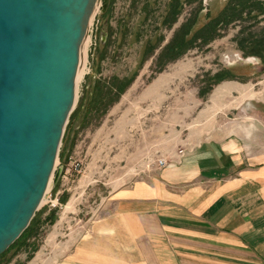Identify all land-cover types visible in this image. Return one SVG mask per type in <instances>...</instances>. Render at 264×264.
I'll return each instance as SVG.
<instances>
[{
    "label": "rangeland",
    "instance_id": "obj_1",
    "mask_svg": "<svg viewBox=\"0 0 264 264\" xmlns=\"http://www.w3.org/2000/svg\"><path fill=\"white\" fill-rule=\"evenodd\" d=\"M178 1L173 10L175 0H113L105 18L98 7L50 189L0 264H58L62 256L54 249L67 233L114 215L115 189L164 183V170L177 168L189 148L210 136L242 145L236 127L246 116L264 126L257 118L264 111V69L253 55L263 51L264 0L228 24L219 22L216 37L205 42L196 31L217 22L230 4L244 6L239 0ZM178 40L181 49L170 54L167 47ZM247 94L252 97L243 99ZM185 185L167 190L181 195Z\"/></svg>",
    "mask_w": 264,
    "mask_h": 264
},
{
    "label": "crops",
    "instance_id": "obj_2",
    "mask_svg": "<svg viewBox=\"0 0 264 264\" xmlns=\"http://www.w3.org/2000/svg\"><path fill=\"white\" fill-rule=\"evenodd\" d=\"M253 119L236 127L242 145L210 136L164 183L115 189L114 215L67 233L58 264H264V151L252 148L264 146V126ZM182 182L183 194L167 190Z\"/></svg>",
    "mask_w": 264,
    "mask_h": 264
},
{
    "label": "water",
    "instance_id": "obj_3",
    "mask_svg": "<svg viewBox=\"0 0 264 264\" xmlns=\"http://www.w3.org/2000/svg\"><path fill=\"white\" fill-rule=\"evenodd\" d=\"M103 1L100 16L111 0ZM100 2L0 0V256L28 228L55 173L80 46Z\"/></svg>",
    "mask_w": 264,
    "mask_h": 264
},
{
    "label": "trees",
    "instance_id": "obj_4",
    "mask_svg": "<svg viewBox=\"0 0 264 264\" xmlns=\"http://www.w3.org/2000/svg\"><path fill=\"white\" fill-rule=\"evenodd\" d=\"M178 2H179L178 0H175V4L172 5L173 6V10L174 9H177L178 10V8H176L177 7V4H179ZM245 2H246V0H239L240 6L241 5L244 6V7H241V8H239V5H232V4H230L227 7V10H226V11H229L231 9L230 12L225 13L226 11H224L223 16L222 17H219L218 20H217V22H215L213 24L206 25L204 28L201 29V31L199 33L197 31L195 32L196 39L197 38L202 39L204 42L207 41V40H210V39H214L216 37V33H215L216 32L215 31L216 30V26L219 24V22H224V23L228 24V23L231 22L230 20L236 19V17H238V16L240 17L241 16V12L244 11L246 9V7L253 8V10L254 9H257L259 7V3H257V0H250V2L253 3L252 5H247V3H245ZM173 14H175V13H173ZM189 32H190V28L186 29V31L184 32V34L189 35ZM179 43H180V40H178L175 43H171L167 47V49H169V51H170V54H174L175 51L177 50V47H178V50L181 49V45L182 44L181 43L179 44ZM187 44H189V43L188 42H185V45H187ZM123 91H124V89H122L120 93H122ZM119 97L120 96L118 95L117 96V99L115 101H117L119 99ZM70 117H71V115H70ZM3 254H4V252H3Z\"/></svg>",
    "mask_w": 264,
    "mask_h": 264
},
{
    "label": "bare ground",
    "instance_id": "obj_5",
    "mask_svg": "<svg viewBox=\"0 0 264 264\" xmlns=\"http://www.w3.org/2000/svg\"><path fill=\"white\" fill-rule=\"evenodd\" d=\"M99 4H101V2L99 3ZM97 10H99L98 8H96ZM96 10V11H97ZM87 39L83 42V44H81V46H80V52H81V58H80V64H79V72L77 73V76H76V87H75V94H76V101H78V94H77V89H78V87H79V82L81 81V80H79L80 79V77H81V72L83 71V68H85L84 66H83V64H84V58L85 57H87V56H85L86 54H85V52H84V47L85 46H88V42H89V40H90V37L88 36V37H86ZM87 44V45H86ZM90 44V43H89ZM83 73V72H82ZM79 90V89H78ZM252 97V95L251 94H247L246 96L244 95V97H243V99H246V98H251ZM76 101L74 102V106H75V104H76ZM70 116V115H69ZM57 159V158H56ZM55 164H56V160H55ZM55 166V165H54ZM55 169H56V166H55ZM51 182H52V180H51ZM51 186V183L49 184V186L46 188V191H45V193H44V195L46 194V192L48 191V189H50L49 187ZM46 196V195H45ZM45 196H44V198H45ZM44 198H43V200L42 201H44ZM42 204V202L40 203V205ZM70 204L67 206V208H66V212H69V211H71V208H70ZM40 207V206H39ZM38 207V208H39ZM37 213V212H36ZM33 218V217H32ZM11 246V245H10ZM9 246V247H10ZM8 247V248H9Z\"/></svg>",
    "mask_w": 264,
    "mask_h": 264
},
{
    "label": "flooded vegetation",
    "instance_id": "obj_6",
    "mask_svg": "<svg viewBox=\"0 0 264 264\" xmlns=\"http://www.w3.org/2000/svg\"><path fill=\"white\" fill-rule=\"evenodd\" d=\"M111 1H113V0H111ZM111 1H110V2H111ZM110 2H109V3H110ZM102 4H103V2H102ZM109 6H110V5H108V8H107V11L105 12V14L102 15V16H104V18L106 17V15L108 14V12L110 11ZM105 22H106V21H105ZM262 46H263V51H262V53H259L258 55H256V54H253V55H254L255 58L261 60V65H262V67H261L260 69L263 70V69H264V57H263L264 45H263V43H262ZM255 62H256V60H255Z\"/></svg>",
    "mask_w": 264,
    "mask_h": 264
},
{
    "label": "built area",
    "instance_id": "obj_7",
    "mask_svg": "<svg viewBox=\"0 0 264 264\" xmlns=\"http://www.w3.org/2000/svg\"><path fill=\"white\" fill-rule=\"evenodd\" d=\"M100 6H101V4H99V7H100ZM159 162H160L161 166L166 165V162H165L164 160H162V159L159 160ZM70 165H71V168H73L75 172H80V170H81V165H80V163L72 161V162L70 163Z\"/></svg>",
    "mask_w": 264,
    "mask_h": 264
}]
</instances>
